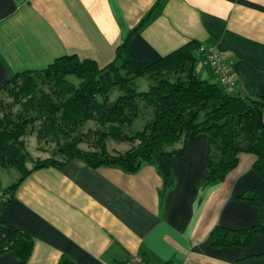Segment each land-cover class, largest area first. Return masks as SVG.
<instances>
[{
  "label": "crops",
  "instance_id": "crops-1",
  "mask_svg": "<svg viewBox=\"0 0 264 264\" xmlns=\"http://www.w3.org/2000/svg\"><path fill=\"white\" fill-rule=\"evenodd\" d=\"M147 14L128 44L139 62L194 41L217 49L230 64L236 84L226 91L264 97V0H0V87L15 73L41 70L62 55L104 65ZM194 57L196 75L219 83L207 53L197 48ZM207 153V135H189L184 154L172 156L173 183L163 196L153 160L132 172L93 167L80 157L36 168L1 216L32 237L25 264H124L131 255L158 264H264V234L219 248L209 236L216 225L259 221L255 206L239 198L253 191L264 210L255 154L240 153L223 181L205 186ZM0 264L19 261L5 251Z\"/></svg>",
  "mask_w": 264,
  "mask_h": 264
},
{
  "label": "trees",
  "instance_id": "trees-1",
  "mask_svg": "<svg viewBox=\"0 0 264 264\" xmlns=\"http://www.w3.org/2000/svg\"><path fill=\"white\" fill-rule=\"evenodd\" d=\"M148 19L147 14L104 65L75 53L62 55L41 70L15 73L0 87L11 89L10 83L14 82V90L28 97L21 109L24 121L15 123L8 121L0 102V166L10 165L20 171L0 199V254L11 251L19 264H25L32 250V237L1 216L19 182L33 169L61 167L73 157H80L93 167L115 165L131 172L143 161L153 160L163 178V196L173 183L172 156L184 154L189 135L204 133L208 149L205 186L223 181L242 152L255 154L253 168L264 178V97L234 95L219 83L199 78L194 71V51L199 46L194 41L147 64L139 62L128 48L129 39ZM42 73L52 86L34 99L29 93ZM69 74L79 80L77 85L66 82ZM139 77L150 79L143 90L136 87L135 79ZM113 90L117 95L110 100ZM31 112L41 120L39 134L74 129L89 119L99 126L80 131L63 142L57 150L61 160L36 159L27 168V155L19 137L25 133L27 114ZM140 117L144 120L142 127L132 130L135 119ZM108 140L129 146L108 150ZM80 144L88 148L81 149ZM239 198L255 206L259 221L242 228L214 226L209 233L213 247L246 245L254 234H264V210L255 193L245 192ZM60 264L71 262L62 260Z\"/></svg>",
  "mask_w": 264,
  "mask_h": 264
},
{
  "label": "rangeland",
  "instance_id": "rangeland-1",
  "mask_svg": "<svg viewBox=\"0 0 264 264\" xmlns=\"http://www.w3.org/2000/svg\"><path fill=\"white\" fill-rule=\"evenodd\" d=\"M117 65L119 63L117 62ZM123 72V70H120ZM66 82L71 85H77L79 80L75 78L73 74L65 76ZM136 87L139 90H143L147 87L148 79L146 77H139L135 79ZM12 88H2L0 89V102H2V110L8 118L10 123L24 121V116L22 114L23 102L28 98L22 93H17L14 90V82H11ZM9 84V85H10ZM52 82L43 78V73L39 78L36 79L33 90L29 93L30 96L37 99L43 91L50 90ZM72 86V85H71ZM117 95V91L113 90L110 93V100H113ZM28 122L26 124L25 133L19 137L22 140L24 150L26 152L25 167L30 168L34 164L36 159L53 158L56 161L61 160L63 157L57 150L61 147L63 142L68 140L71 136L78 134L80 131L85 132L89 129L98 127L99 124L94 119H89L81 126L74 129L67 127L66 129L53 131L48 135L39 134L38 129L41 126V120L37 117L35 112L27 114ZM144 123L142 117L135 119L133 123V128H141ZM108 150H113L115 148H127L129 145L127 143H115L112 140L107 141ZM81 149H86L88 146L86 144H80ZM20 175V171L14 166H0V199L4 196L6 187L12 183Z\"/></svg>",
  "mask_w": 264,
  "mask_h": 264
},
{
  "label": "built area",
  "instance_id": "built-area-1",
  "mask_svg": "<svg viewBox=\"0 0 264 264\" xmlns=\"http://www.w3.org/2000/svg\"><path fill=\"white\" fill-rule=\"evenodd\" d=\"M198 51L203 53H207L210 63L216 73V77L218 82L225 88H233L236 84V78L234 73L232 72L231 66L228 62H226L221 53L215 48H205L204 46H199ZM124 264H158L154 262H150L146 260L144 257L139 255H131L125 261ZM162 264H171L169 262H165Z\"/></svg>",
  "mask_w": 264,
  "mask_h": 264
}]
</instances>
